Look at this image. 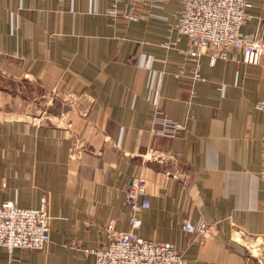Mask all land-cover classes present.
I'll use <instances>...</instances> for the list:
<instances>
[{
    "label": "crops",
    "instance_id": "0c3cea01",
    "mask_svg": "<svg viewBox=\"0 0 264 264\" xmlns=\"http://www.w3.org/2000/svg\"><path fill=\"white\" fill-rule=\"evenodd\" d=\"M249 1L242 31L264 40V0ZM113 3L0 0V205L46 198L51 216L45 248L0 246V264H95L83 248L110 224L190 264H264V55L196 61L169 31L174 0L137 21Z\"/></svg>",
    "mask_w": 264,
    "mask_h": 264
},
{
    "label": "built area",
    "instance_id": "2783aa9c",
    "mask_svg": "<svg viewBox=\"0 0 264 264\" xmlns=\"http://www.w3.org/2000/svg\"><path fill=\"white\" fill-rule=\"evenodd\" d=\"M173 0H114L113 6L125 2L122 9L114 7L113 14L127 21H137L143 15L164 19L144 8L163 9ZM179 11L169 31H176L188 38L185 52L198 61L202 55H209L215 62L225 57L229 51H240L243 61L258 64L264 55V40L258 35L244 33L243 24L249 19V0H174ZM145 12V13H144ZM176 41L165 42L169 47ZM198 77V75H197ZM200 77V76H199ZM256 108L264 111V100L256 103ZM181 128V124L176 125ZM262 163L260 176L264 179V133L261 137ZM148 155L154 156V152ZM144 181L134 178L127 192L126 200L134 215L146 201L140 203L138 195L143 191ZM50 212L48 201L42 198L37 207H20L7 200L0 205V246L9 249H43L51 242ZM138 220L134 219L133 225ZM211 226L203 229L210 230ZM108 241L96 248H85L87 256H95V264H189L184 251L172 242L150 240L137 235L132 230H119L113 224L108 226Z\"/></svg>",
    "mask_w": 264,
    "mask_h": 264
},
{
    "label": "rangeland",
    "instance_id": "374dc122",
    "mask_svg": "<svg viewBox=\"0 0 264 264\" xmlns=\"http://www.w3.org/2000/svg\"><path fill=\"white\" fill-rule=\"evenodd\" d=\"M169 39H170V37H169ZM169 39L167 40V41H169ZM166 41V42H167ZM165 43V42H164ZM164 43H163V45H164ZM165 46V45H164ZM167 47V46H166ZM186 50V49H185ZM185 50H184V52H185ZM85 248H87V247H85ZM85 248H83V250L85 249ZM90 248H96V247H90ZM39 250V249H38ZM184 257H185V253H184ZM186 258V257H185ZM187 260V259H186ZM187 262L189 263V261L187 260ZM190 264V263H189Z\"/></svg>",
    "mask_w": 264,
    "mask_h": 264
}]
</instances>
